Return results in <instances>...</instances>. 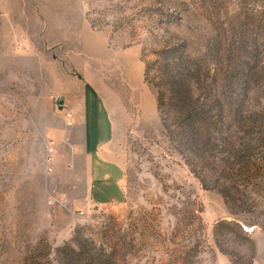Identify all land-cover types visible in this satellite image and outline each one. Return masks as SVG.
<instances>
[{"label":"rangeland","instance_id":"obj_1","mask_svg":"<svg viewBox=\"0 0 264 264\" xmlns=\"http://www.w3.org/2000/svg\"><path fill=\"white\" fill-rule=\"evenodd\" d=\"M0 264H264V0H0Z\"/></svg>","mask_w":264,"mask_h":264},{"label":"built area","instance_id":"obj_2","mask_svg":"<svg viewBox=\"0 0 264 264\" xmlns=\"http://www.w3.org/2000/svg\"><path fill=\"white\" fill-rule=\"evenodd\" d=\"M71 116L68 115V118H70ZM69 123V122H68ZM70 125V123H69ZM49 151L52 152L53 151V144H50V147H49ZM49 161H51V158H49ZM49 172H51V170H49ZM49 203L53 206H59V207H66L67 206V202L63 199V198H58L57 196L55 195H51L49 197Z\"/></svg>","mask_w":264,"mask_h":264},{"label":"water","instance_id":"obj_3","mask_svg":"<svg viewBox=\"0 0 264 264\" xmlns=\"http://www.w3.org/2000/svg\"><path fill=\"white\" fill-rule=\"evenodd\" d=\"M62 100V99H61Z\"/></svg>","mask_w":264,"mask_h":264}]
</instances>
